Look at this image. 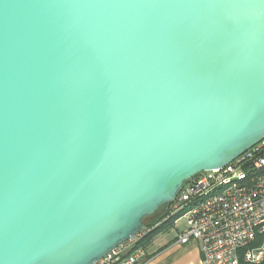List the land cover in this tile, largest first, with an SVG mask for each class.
<instances>
[{"label":"water","instance_id":"obj_1","mask_svg":"<svg viewBox=\"0 0 264 264\" xmlns=\"http://www.w3.org/2000/svg\"><path fill=\"white\" fill-rule=\"evenodd\" d=\"M264 139V0H0V264H95Z\"/></svg>","mask_w":264,"mask_h":264},{"label":"built area","instance_id":"obj_2","mask_svg":"<svg viewBox=\"0 0 264 264\" xmlns=\"http://www.w3.org/2000/svg\"><path fill=\"white\" fill-rule=\"evenodd\" d=\"M182 218L180 245L196 244L201 264H264V139L226 167L194 175L167 206ZM149 230H147L148 232ZM142 233L95 264H146Z\"/></svg>","mask_w":264,"mask_h":264},{"label":"crops","instance_id":"obj_3","mask_svg":"<svg viewBox=\"0 0 264 264\" xmlns=\"http://www.w3.org/2000/svg\"><path fill=\"white\" fill-rule=\"evenodd\" d=\"M177 234L158 233L147 247L149 258L146 264H201L196 244L180 245Z\"/></svg>","mask_w":264,"mask_h":264},{"label":"rangeland","instance_id":"obj_4","mask_svg":"<svg viewBox=\"0 0 264 264\" xmlns=\"http://www.w3.org/2000/svg\"><path fill=\"white\" fill-rule=\"evenodd\" d=\"M169 210H170L169 208L167 209V211L160 210L156 212L153 216L146 218L144 221L145 225L155 224L156 222L160 221L161 217L164 216L165 212L168 213ZM180 216H181V213H179L175 218L177 219ZM169 223H170L169 225H161L158 231H161V233L164 232V233L174 236L178 234V232L182 231L185 227V222L182 218L178 219L176 222H175V219H172L169 221Z\"/></svg>","mask_w":264,"mask_h":264},{"label":"trees","instance_id":"obj_5","mask_svg":"<svg viewBox=\"0 0 264 264\" xmlns=\"http://www.w3.org/2000/svg\"><path fill=\"white\" fill-rule=\"evenodd\" d=\"M167 206L168 205L162 206L160 209H158V211L166 209ZM167 216H168V213L165 212L164 216L161 217L160 221L156 222L155 224L145 225V227H146V231H144L145 234L140 238V240L137 243V245L139 247H143L144 249H147V247L150 246V243H151V240L153 239V237L156 234L161 232V231H158L160 229L161 225H169L170 220H172V219L176 220V218H175L176 216L171 217V218H167ZM145 219H144V221H145ZM144 224H145V222H144ZM147 230H149V231L147 232ZM240 264H246V263L241 261Z\"/></svg>","mask_w":264,"mask_h":264},{"label":"flooded vegetation","instance_id":"obj_6","mask_svg":"<svg viewBox=\"0 0 264 264\" xmlns=\"http://www.w3.org/2000/svg\"><path fill=\"white\" fill-rule=\"evenodd\" d=\"M168 207L166 209H164L165 211H167Z\"/></svg>","mask_w":264,"mask_h":264}]
</instances>
